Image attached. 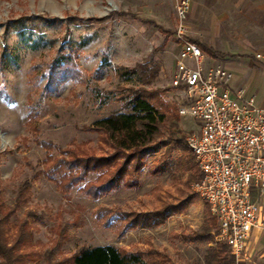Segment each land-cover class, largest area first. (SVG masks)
Wrapping results in <instances>:
<instances>
[{"label": "rangeland", "instance_id": "obj_1", "mask_svg": "<svg viewBox=\"0 0 264 264\" xmlns=\"http://www.w3.org/2000/svg\"><path fill=\"white\" fill-rule=\"evenodd\" d=\"M175 3L0 0V196L7 205L19 203L11 222L27 220L31 244L23 249L31 254L24 264H66L80 248L97 245L147 250L174 264H202L207 247L216 244L217 223L210 228L208 242L193 238L205 224L207 213L193 189L197 165L196 178L186 184L189 171L177 170L179 159L187 157L179 142L189 151L185 137L197 130V122L189 116L177 115L181 134L176 142L164 144V137L157 139L135 174L133 187L119 186L91 197L80 192L84 182L62 191L38 173L46 156L41 142L58 148L86 142L96 148V154H103L107 146L100 144V134L85 128L120 109L121 97L129 89L156 90L170 85L178 51ZM187 23L186 17L190 36ZM60 53L71 60V72H75L72 78L48 87L51 62ZM153 61H159L161 69L148 84L135 74H119L118 69L130 70ZM160 97L177 112L178 97L173 90ZM51 153L58 152L53 148ZM162 157L164 167L155 170ZM94 177L92 173L87 180ZM24 181L29 186L18 200L16 194ZM165 205L170 208L161 224L121 233L119 215L106 211H149Z\"/></svg>", "mask_w": 264, "mask_h": 264}, {"label": "trees", "instance_id": "obj_2", "mask_svg": "<svg viewBox=\"0 0 264 264\" xmlns=\"http://www.w3.org/2000/svg\"><path fill=\"white\" fill-rule=\"evenodd\" d=\"M201 50L216 56L220 55L209 49L202 43H197ZM74 65L63 54L54 57L50 65V72L46 78L48 87L50 83L59 84L74 74ZM161 63L159 61L147 62L137 65L134 69H118L120 75L135 74L144 84L150 83L159 73ZM46 87V89H48ZM168 86L163 89L146 90L143 88L129 89L128 93L121 97L120 109L112 111L107 116L98 118L92 125L85 129L96 131L100 134V144L107 146L103 154H96L95 147L86 142H80L73 147L58 148L50 142H41L46 150V156L42 161L43 168L38 173L54 181L56 187L62 191L69 189L81 182L79 188L84 195L91 197L99 193L107 192L123 187L136 185L135 174L144 165V158L149 151L156 147L157 139L164 137L163 143L168 140L176 142L181 130L178 128V110L171 111L169 105H165L160 94L172 90ZM51 90V89H48ZM177 107V104L176 106ZM177 109V108H176ZM100 147V146H99ZM179 149L187 154V157L179 159L177 170L184 173L189 171L185 184L197 176L196 162L193 153L179 142ZM55 148L57 154L53 155L51 149ZM100 150H104L103 147ZM166 153V152H165ZM165 157L157 161L155 170L164 167ZM162 165V167H161ZM194 169L196 171H194ZM92 173L95 177L87 180ZM175 178V177H174ZM29 183L24 181L16 194L19 200ZM191 198V197H189ZM18 201L12 206L7 205L0 196V264H24L30 258L31 252H25L23 248L30 246V231L27 229V220L17 218L11 222L10 218L15 213ZM206 207V221L201 226L200 232L193 238L201 242H208L211 233L210 228L216 223L215 218ZM167 205L149 211L124 212L110 208L109 215H119V232L136 227H149L161 224L167 216ZM26 214H30L26 211ZM119 221V219H117ZM27 236L24 238V236ZM157 254V255H156ZM154 255L156 257H154ZM235 257L230 253L229 247L224 242H216L207 247L202 264H237ZM66 264H174L166 256L143 250H124L112 245H97L83 247L72 254ZM185 264H191L189 262Z\"/></svg>", "mask_w": 264, "mask_h": 264}, {"label": "built area", "instance_id": "obj_3", "mask_svg": "<svg viewBox=\"0 0 264 264\" xmlns=\"http://www.w3.org/2000/svg\"><path fill=\"white\" fill-rule=\"evenodd\" d=\"M189 0H176L170 87L179 116L197 122L185 137L199 170L193 189L217 223L214 239L228 245L237 262L247 258L254 229L264 233V207L254 195L264 191V108L253 97L231 96L232 73L221 62L207 64L199 45L188 38ZM259 56V55H257Z\"/></svg>", "mask_w": 264, "mask_h": 264}, {"label": "crops", "instance_id": "obj_4", "mask_svg": "<svg viewBox=\"0 0 264 264\" xmlns=\"http://www.w3.org/2000/svg\"><path fill=\"white\" fill-rule=\"evenodd\" d=\"M189 1L188 38L220 54L202 50L207 64L221 62L232 73V97L240 90L242 98L253 97L255 105L264 108V0ZM254 199L264 207V191L255 193ZM246 250L247 258L241 262L264 264L262 231L251 232Z\"/></svg>", "mask_w": 264, "mask_h": 264}]
</instances>
